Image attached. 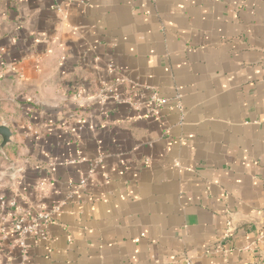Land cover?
Masks as SVG:
<instances>
[{"label": "crops", "instance_id": "obj_1", "mask_svg": "<svg viewBox=\"0 0 264 264\" xmlns=\"http://www.w3.org/2000/svg\"><path fill=\"white\" fill-rule=\"evenodd\" d=\"M0 124V264H264V0H0Z\"/></svg>", "mask_w": 264, "mask_h": 264}, {"label": "built area", "instance_id": "obj_2", "mask_svg": "<svg viewBox=\"0 0 264 264\" xmlns=\"http://www.w3.org/2000/svg\"><path fill=\"white\" fill-rule=\"evenodd\" d=\"M157 102H162L163 100L160 99L158 96L153 97ZM178 103L181 105V95L179 94L178 97ZM129 100V99H127ZM147 162L150 160L147 159ZM84 184V180L81 183ZM43 183H41V186ZM2 206L5 205V200L1 198ZM13 203H15V200H13ZM52 215L51 212L47 211L44 208H41L37 215L28 219L26 216L17 217L13 220V231L16 232L17 236L13 239L9 238V230L6 228L2 229L1 232V238L6 247L10 250H13L14 252L16 249L18 250V258L19 262L15 264H29L30 261V243L28 242L29 236H33L36 238H47V230L46 228H42L41 224L42 221H49L51 219Z\"/></svg>", "mask_w": 264, "mask_h": 264}, {"label": "water", "instance_id": "obj_3", "mask_svg": "<svg viewBox=\"0 0 264 264\" xmlns=\"http://www.w3.org/2000/svg\"><path fill=\"white\" fill-rule=\"evenodd\" d=\"M13 132L10 127L5 124H0V137L2 141L0 142V149H3L5 145L10 143L12 140Z\"/></svg>", "mask_w": 264, "mask_h": 264}]
</instances>
